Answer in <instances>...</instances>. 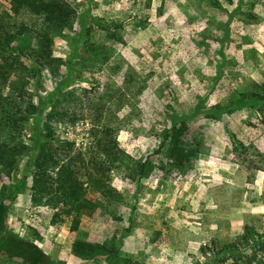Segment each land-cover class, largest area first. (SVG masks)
<instances>
[{"label": "rangeland", "instance_id": "374dc122", "mask_svg": "<svg viewBox=\"0 0 264 264\" xmlns=\"http://www.w3.org/2000/svg\"><path fill=\"white\" fill-rule=\"evenodd\" d=\"M71 1V29H49L56 65L36 77L21 68V79L37 103L56 102L68 90L81 97L85 111L55 125L57 136L74 142L77 152L90 145V104L100 103L102 94L108 95L106 104H122L117 116L127 118L118 131L120 145L133 161L151 165L136 179L127 166L113 172L117 197L109 203L85 183L87 201L56 217L51 206L32 202L27 170L46 111L30 119L21 138H14L0 115V142L28 144L10 174L0 167V201L9 207L10 229L45 253L37 264H264L263 171L252 180L232 139L264 150V125L249 107L252 102L228 113L241 92L263 93L264 0ZM10 3L0 0V11ZM36 21L31 13L19 20L29 27ZM104 24L116 32L109 34ZM88 27L92 33L83 37ZM15 45L29 53L38 42L26 36ZM20 59L28 68L33 64L29 57ZM134 82L143 86L138 96ZM213 106L221 112L203 111ZM184 120V141L200 151L179 169L167 156L168 141L162 153L157 150L162 130ZM75 216L77 230L71 227ZM247 228L251 237L240 242ZM76 240L115 247L118 254L80 257L72 248ZM233 242L237 253L220 262L216 250ZM0 264H32V259L11 254L0 256Z\"/></svg>", "mask_w": 264, "mask_h": 264}, {"label": "trees", "instance_id": "16d2710c", "mask_svg": "<svg viewBox=\"0 0 264 264\" xmlns=\"http://www.w3.org/2000/svg\"><path fill=\"white\" fill-rule=\"evenodd\" d=\"M9 9L0 11V115L7 128L10 129L14 138L24 135L30 119L37 117L46 111L44 124L37 138L36 148L30 154L27 162V170L31 171L32 202L40 205L45 204L56 210L55 216L61 213H71L75 204L86 202L83 198L84 184L99 192L106 201H114L117 197L116 189L111 185L113 172L123 166L129 168V177L136 179L144 177L148 173L150 160L135 162L126 154L118 140V131L125 127L127 117L120 119L117 112L122 104H106L108 95L102 94L98 99L100 103L90 104L91 116H93V129L91 132L90 145L86 152H77L75 143L62 140L56 134L55 125L65 121H72L75 111L83 110L80 104L82 99L75 90H68L64 97L58 98L56 102L33 101L32 94L27 90V83L21 79V68L27 69L30 76L36 77L41 69L56 65L57 59L52 56L51 38L49 29L64 31L71 29L70 21L75 13V6L71 0H11ZM31 13L37 18L32 26L22 25L19 20L25 14ZM119 29V24H114ZM103 27L111 30L109 24ZM93 28H85L81 35L88 37ZM32 36L38 42L37 49L26 53L21 46L15 43L21 38ZM22 57H29L33 64L29 68L21 61ZM25 66V67H24ZM134 96H138L143 89L141 82H134ZM64 98V99H63ZM246 101L252 102L249 107L256 117L264 125V89L263 93L256 91L241 92L237 100L239 104H231L232 107L242 106ZM105 102V104H104ZM102 103V104H101ZM207 115L221 112L219 106L204 109ZM188 130L187 122L181 121L162 130L164 141L161 143L157 153L165 149V141L171 146L167 152L168 158L176 168L184 169L191 165L194 157L200 149L186 144L184 136ZM234 141L235 155L240 158L242 164L250 173L252 180L258 171L264 172V150L258 148L254 142L245 143L232 135ZM14 140V139H13ZM28 144L20 140H4L0 142V167L1 170L10 174L16 166L18 155H24ZM29 155V154H27ZM131 164H135L132 169ZM126 168V169H127ZM128 170V169H127ZM264 205V195H263ZM9 207L5 201H0V256L18 254L27 259H32V264H37L45 258V253L37 246L14 233L8 223ZM80 219L75 216L72 229L77 230ZM251 237L250 228L242 235L240 242H248ZM262 246L264 247V242ZM237 242L226 244L216 250V257L223 258L225 254L235 255L238 251ZM74 254L88 258L99 254H118L115 247H107L100 243H90L76 240L73 244ZM126 264H137L127 260Z\"/></svg>", "mask_w": 264, "mask_h": 264}, {"label": "crops", "instance_id": "0c3cea01", "mask_svg": "<svg viewBox=\"0 0 264 264\" xmlns=\"http://www.w3.org/2000/svg\"><path fill=\"white\" fill-rule=\"evenodd\" d=\"M261 175H263V176H261ZM263 178H264V173L261 172V173H260V177H259L260 182H263Z\"/></svg>", "mask_w": 264, "mask_h": 264}]
</instances>
